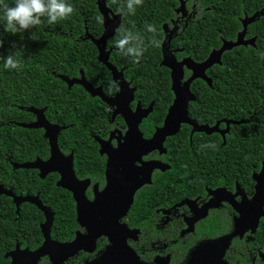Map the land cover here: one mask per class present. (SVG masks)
I'll return each mask as SVG.
<instances>
[{"label": "flooded vegetation", "instance_id": "obj_1", "mask_svg": "<svg viewBox=\"0 0 264 264\" xmlns=\"http://www.w3.org/2000/svg\"><path fill=\"white\" fill-rule=\"evenodd\" d=\"M106 2V0H95L102 20L101 11L103 8L110 18L119 19V25L111 36L113 37L123 22L124 14L120 9L107 6ZM169 7H171L172 15L167 18V22L161 24L164 37L161 42L159 63L168 71L169 90L166 89L164 93L159 91L151 94L147 90L149 85L144 76H141L139 81H135L133 75L135 66L128 62H121L122 58L115 54L117 52H114L119 49L115 46H107V41L111 37L106 40L104 50L108 51V63L114 68V71L98 60V48L92 42L96 47L97 61L109 73L108 82L99 80L98 83H95L93 79L87 78L82 68L79 69L77 76L68 77L80 78L83 74L88 84L93 88H100L99 92L109 99L106 101L100 94H91L82 84H73L78 85L89 97L95 98L102 114L106 117V122L99 125L97 132L89 135L96 144L97 154L99 157H103V160L99 159L96 165L101 172L100 178L92 180L89 176H78L75 169L74 150L66 151L64 145L62 146L59 142V134L66 126L48 118L45 114L46 106H30L42 109L43 115L49 123L64 126L57 134L58 148L64 156L72 155V168L75 177L79 181H87L85 196L89 201H94L97 194L107 185L105 172L110 154L102 151L101 142H106L112 152L113 159L110 167L114 170L112 171L113 176L120 174L125 182L117 181V187L120 189L127 187L129 195V190L137 181L130 205L126 214L119 218V222L131 230H138L134 237H127L126 242L142 262L186 264L190 253L197 246L227 238L223 259L228 264H264V125H261L264 120L254 118L255 113L246 117L243 116V112L239 118H233L229 117L227 113L212 111L209 109L210 100L216 95L194 93L192 84L196 79L212 88L213 80L210 74L213 64L205 71L211 84L202 78H195L191 81L189 85L191 94L187 98L186 104V120L179 121L183 116L181 113L183 105L172 88V68L162 62L167 60L176 67L182 68L183 76L180 79V84L183 86L193 71L187 64H181L182 61L202 62L205 59L196 61L190 55H177L183 52L184 48L175 47L172 43L175 37L187 34L185 27L188 23H192L190 33L194 37V23L198 17L197 0H175V5ZM243 21L241 20L242 29ZM239 32L236 33V38L233 41H236ZM87 33L84 31V34L79 38L91 40V38H98L102 34L97 37L90 34V37ZM251 38H254L255 42V36H243L246 44L240 45H253L247 43ZM223 41L227 40L221 39L220 46ZM129 58L130 56H124L126 60ZM63 81L65 82V80ZM112 81L119 82V91L110 90ZM66 85L68 88L73 86H68L67 83ZM176 105H180L179 109L177 112L174 111L175 116L171 119L172 128L179 122L176 132L166 135L163 140H155L156 143L152 144L148 150L149 144L146 140L151 139L154 133L163 127L170 108ZM30 106H19V108L28 111ZM30 113L32 119L29 122H33L37 117L35 113ZM35 129H41L42 136L46 139L47 156L45 158L37 156L34 159L20 162L10 160L8 162L13 169L35 170L36 176L40 179H44L51 173L57 174L55 185L68 191L74 202L77 228L69 240L59 241L52 237L51 226L50 237L61 243L71 242L77 233L86 234L87 230L77 221L76 201L72 192L57 185V181L60 179L59 173L49 172L41 177L38 168L13 166L14 163L21 164L36 159L45 161L50 157V145L44 136V129L42 127ZM211 144L216 145L215 149L202 147V145ZM100 163H102L101 169ZM148 167H151L149 178ZM128 178H131V181L134 180V183H126ZM142 179H149V181L142 182ZM0 185L5 189H10L16 196H38L41 201L39 193L19 194L14 192L11 187H6L2 183ZM114 194L115 196L120 195L117 191ZM0 195L10 197L17 214L23 203L32 204L40 210L33 203L25 201L17 205L12 196ZM41 203L53 212L54 222V211L42 201ZM138 211L142 215L135 217L132 213ZM41 213L43 219L39 223L40 243L36 247L30 248L27 245L23 246L16 239L13 247L6 250L2 257L7 260L8 264H12L13 257L6 256L7 253L14 251L17 247L20 250L34 251L42 245L44 237L41 224L44 223L45 216L43 211ZM109 245L108 237L101 235L95 239L93 251L81 249L62 264L75 260L80 261L78 264L92 261L98 258ZM36 264H52V262L49 255L46 254L41 256Z\"/></svg>", "mask_w": 264, "mask_h": 264}, {"label": "trees", "instance_id": "obj_2", "mask_svg": "<svg viewBox=\"0 0 264 264\" xmlns=\"http://www.w3.org/2000/svg\"><path fill=\"white\" fill-rule=\"evenodd\" d=\"M106 1L107 6L116 9L125 3V0ZM67 2L75 9L72 15L55 24H48L47 18H42L44 23L38 29L13 34L5 31V21L0 19V183L19 194L39 193L41 201L55 213L51 235L59 241L69 240L77 228L70 193L55 185L57 174L51 173L40 179L35 170L13 169L8 161L47 156V142L41 129L17 124L32 119V114L19 106H46L47 117L66 126L59 134V142L66 151L74 150L78 176H89L92 180L101 177L96 165L103 157L97 154L96 144L89 135L97 132L106 117L95 98L85 94L78 85L68 88L60 78V75L77 76L82 68L87 78L95 83L109 81V73L96 59L92 38H79L86 29L89 36L97 37L102 33V23L96 19L101 15L95 0ZM3 3L12 6L14 0H3ZM170 5H175V0H143L136 6L134 15L124 14L118 28L138 33L143 39L146 50L139 62H133L132 57L124 59L120 50L114 52L122 58L121 62L135 66V81L144 76L151 94L169 90L168 71L159 63L164 37L161 24L172 15ZM197 10L195 41L190 33L192 23H188L187 34L173 39V46L184 48L177 55H190L196 61L206 59L212 49L220 46L221 39L235 40L236 33L242 30L241 20L249 17L252 20L247 23L244 36H255V42L225 50L220 63L211 69L212 88L196 79L192 90L197 94L216 95L210 100L212 111L227 113L233 118H239L243 112L246 117L255 113L254 118L264 120V0H197ZM148 24L155 26V35L147 31ZM32 33H37L38 39H32ZM153 38L159 41L158 47L150 43ZM116 39L117 31L108 39L107 46H115ZM11 54L22 61L21 68H4L2 58ZM99 167L102 168V163ZM132 214L135 217L142 215L139 211ZM42 219L41 211L34 205L21 204L17 214L10 197L0 195V264H8L2 257L16 239L30 248L40 243L39 223Z\"/></svg>", "mask_w": 264, "mask_h": 264}, {"label": "water", "instance_id": "obj_3", "mask_svg": "<svg viewBox=\"0 0 264 264\" xmlns=\"http://www.w3.org/2000/svg\"><path fill=\"white\" fill-rule=\"evenodd\" d=\"M101 12L103 15V32L100 37L92 38V41L98 48V60L114 71V68L108 63V51H105L104 47L106 40L114 34L115 29L118 27L119 19L110 18L105 8H103ZM251 20L252 18L249 17L243 21L244 27L238 33L236 41H223L220 48L213 49L202 62H192L191 60L182 61L181 64H187L193 71L192 75L186 80L183 86L180 84V79L183 76L182 68L176 67L172 62L167 60L162 62V64L172 68V88L176 95L179 96V102L183 105L181 107L183 116L179 121L186 120V104L187 98L191 94L189 89L191 81L195 78H202L206 80L208 84H211L210 78L205 74L206 69L215 63H220L221 55L225 50H230L232 47L240 44H246V41L243 40V36L246 31L247 23L251 22ZM247 43L254 44V38L249 39ZM60 78L65 80L68 86L75 83L82 84L91 94H100L104 100L109 101L106 96L99 92L100 88H93L86 82L83 74H81L80 78H68L63 75H60ZM180 105L170 108L163 127L158 129L151 139L146 140L149 144L148 150L151 148L152 144L156 143L155 140H163L166 135L176 132L179 122L172 128L171 119L175 116L174 111L177 112ZM28 111L35 113L37 119L33 122H18L17 124L26 128L42 127L44 129V136L48 139L50 145L51 155L45 161L36 159L35 161L21 164L14 163L13 166L38 168L41 177H44L49 172L59 173L60 179L57 181V185L67 188L72 192L76 201L77 221L86 228L87 233H77L76 237L71 242L61 243L51 239L50 231L53 222V212L50 208L43 206L38 196H16L10 189H5L0 185V194L12 196L17 205L25 201L33 203L43 211L45 216V221L41 224V231L44 237L42 245L34 251H29L27 249L20 250L17 247L14 251L7 253L6 256L13 257L12 264H36L38 259L46 254L49 255L52 264H62L81 249L89 252L93 251L95 248V239L101 235L108 237L110 245L98 258L84 264H148L142 262L135 251L126 242L127 237H134V234H136L138 230H131L125 224L119 222V218L126 214L130 205L131 196L137 181L129 190V195L127 187L123 189L117 187L116 182L119 180L124 182V180L120 174L113 176L114 173H112V171L114 170L110 167V163L113 159L112 152L107 147L106 142H101L102 151L110 154L105 172L107 185L97 194L94 201H89L85 196L87 181H79L75 177L72 168V155L64 156L59 151L57 134L64 126L49 123L45 119L42 109H36L30 106ZM150 170L151 167H148V178ZM143 181H149V179H142V182ZM128 182L133 184L134 180L131 181V178H128L126 183ZM115 191L119 192L120 195L115 196ZM227 241V238H221L197 246L190 253L186 264H228L223 259V250L227 246Z\"/></svg>", "mask_w": 264, "mask_h": 264}, {"label": "clouds", "instance_id": "obj_4", "mask_svg": "<svg viewBox=\"0 0 264 264\" xmlns=\"http://www.w3.org/2000/svg\"><path fill=\"white\" fill-rule=\"evenodd\" d=\"M142 3L143 0H125V3L120 7V11L125 15H134L136 6ZM74 11V7L67 0H14L12 6L0 0V19L5 21V31L13 34L28 29H38L44 23L42 18H47L48 24H55L59 20L67 19ZM96 19L99 23H103L100 16H97ZM146 29L155 35L156 28L154 25L148 24L146 25ZM116 31V48L125 56L132 57L133 62H139V59L146 50L143 39L138 33L134 34L130 30L120 28ZM31 38L38 39L37 33H32ZM150 43L157 47L159 46V41L155 38ZM0 46H2V41H0ZM2 60L5 69H19L22 67V61L15 54L8 55L2 58ZM111 89L119 91V82H110ZM202 147H212L215 149L216 145H202Z\"/></svg>", "mask_w": 264, "mask_h": 264}]
</instances>
